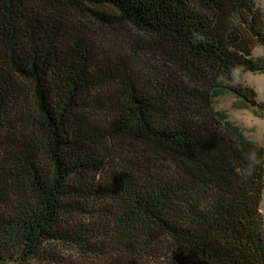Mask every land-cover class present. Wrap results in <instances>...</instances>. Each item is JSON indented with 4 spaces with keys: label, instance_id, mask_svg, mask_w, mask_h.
<instances>
[{
    "label": "trees",
    "instance_id": "1",
    "mask_svg": "<svg viewBox=\"0 0 264 264\" xmlns=\"http://www.w3.org/2000/svg\"><path fill=\"white\" fill-rule=\"evenodd\" d=\"M260 45L256 0H0V264H264V147L213 105L260 104Z\"/></svg>",
    "mask_w": 264,
    "mask_h": 264
},
{
    "label": "rangeland",
    "instance_id": "2",
    "mask_svg": "<svg viewBox=\"0 0 264 264\" xmlns=\"http://www.w3.org/2000/svg\"><path fill=\"white\" fill-rule=\"evenodd\" d=\"M256 2L264 8V0H256ZM100 36L105 43L107 41L112 45L120 46L128 44L130 37L135 36V31L129 26H123L110 38H107L105 34ZM254 53L257 57L264 56V47L261 45L256 47ZM238 78L244 85L254 88L257 93L256 99L260 104L254 105L235 91L223 89L218 96L213 98L214 108L222 112L224 118L239 125L256 144L264 147V70L245 71L239 73ZM262 210L264 212V197ZM90 215L84 214L83 217L88 219ZM83 256L81 249L75 243L52 241L45 244L40 256L21 264H72L80 259H86ZM87 256L90 259L93 255L87 254ZM7 264L17 263L10 261Z\"/></svg>",
    "mask_w": 264,
    "mask_h": 264
},
{
    "label": "clouds",
    "instance_id": "3",
    "mask_svg": "<svg viewBox=\"0 0 264 264\" xmlns=\"http://www.w3.org/2000/svg\"><path fill=\"white\" fill-rule=\"evenodd\" d=\"M254 158V157H253Z\"/></svg>",
    "mask_w": 264,
    "mask_h": 264
}]
</instances>
